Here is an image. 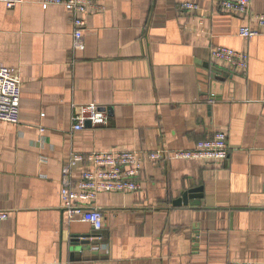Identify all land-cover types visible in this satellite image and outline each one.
Returning a JSON list of instances; mask_svg holds the SVG:
<instances>
[{"label": "crops", "instance_id": "0c3cea01", "mask_svg": "<svg viewBox=\"0 0 264 264\" xmlns=\"http://www.w3.org/2000/svg\"><path fill=\"white\" fill-rule=\"evenodd\" d=\"M95 1L81 48L64 6L0 1V64L22 83L20 122L0 123V264H264V29L216 0L197 13L179 0ZM246 24L260 34L239 35ZM218 45L249 52L248 70L213 59ZM89 102L109 124L73 130V104ZM216 131L228 134L224 161L147 160L137 191L97 196L103 229L66 219L73 152L191 148ZM86 233L99 235L73 254Z\"/></svg>", "mask_w": 264, "mask_h": 264}, {"label": "built area", "instance_id": "2783aa9c", "mask_svg": "<svg viewBox=\"0 0 264 264\" xmlns=\"http://www.w3.org/2000/svg\"><path fill=\"white\" fill-rule=\"evenodd\" d=\"M8 6H14L24 0H0ZM45 5H62L71 14L74 25V46L83 47L86 29V14L96 8L95 0H41ZM217 6L248 20L255 21L264 29V12L255 13L251 9L252 0H216ZM181 9L199 12L198 0H179ZM260 30L252 29L248 24L239 29V35L250 39L260 34ZM211 57L221 60L240 72L249 68L250 54L225 46L211 48ZM21 74L17 67L0 64V123H19L21 104ZM73 130L83 129L89 122L95 126L109 124L106 106L89 102L73 104ZM229 155L228 134L216 131L211 136L197 142L191 148L171 150L165 147L145 150H103L88 153L73 152L64 164L61 186L62 210L68 221L79 219L90 223L92 228L100 231L104 227L102 208L96 205L97 196L102 192H130L140 188L138 176L145 161H163L167 157L177 159L206 158L224 161ZM79 162L85 164L80 176L74 178L72 169ZM10 211L0 209V220H6ZM229 264H257L255 261L235 260Z\"/></svg>", "mask_w": 264, "mask_h": 264}, {"label": "water", "instance_id": "95a60500", "mask_svg": "<svg viewBox=\"0 0 264 264\" xmlns=\"http://www.w3.org/2000/svg\"><path fill=\"white\" fill-rule=\"evenodd\" d=\"M216 73V72H214ZM218 73V72H217ZM88 124H91L90 122ZM201 188V187H200ZM200 188H194V189H189L186 191L183 196L179 199H177L174 204L175 205H182V204H189V198L192 196L193 193L200 192ZM99 234H77L75 235V238L72 240V246L74 247L73 254L77 251L78 247H81V245H89L91 243L90 238H98ZM72 254V255H73Z\"/></svg>", "mask_w": 264, "mask_h": 264}]
</instances>
